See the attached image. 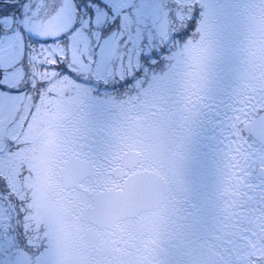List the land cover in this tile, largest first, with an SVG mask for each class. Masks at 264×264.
<instances>
[{
    "label": "snow or ice",
    "instance_id": "obj_1",
    "mask_svg": "<svg viewBox=\"0 0 264 264\" xmlns=\"http://www.w3.org/2000/svg\"><path fill=\"white\" fill-rule=\"evenodd\" d=\"M0 264H264V0H0Z\"/></svg>",
    "mask_w": 264,
    "mask_h": 264
}]
</instances>
